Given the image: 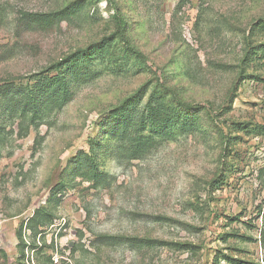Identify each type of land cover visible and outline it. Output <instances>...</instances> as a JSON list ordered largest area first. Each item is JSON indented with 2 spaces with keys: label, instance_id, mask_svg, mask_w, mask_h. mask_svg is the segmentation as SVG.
Returning a JSON list of instances; mask_svg holds the SVG:
<instances>
[{
  "label": "rangeland",
  "instance_id": "rangeland-1",
  "mask_svg": "<svg viewBox=\"0 0 264 264\" xmlns=\"http://www.w3.org/2000/svg\"><path fill=\"white\" fill-rule=\"evenodd\" d=\"M0 264H264V0H0Z\"/></svg>",
  "mask_w": 264,
  "mask_h": 264
},
{
  "label": "built area",
  "instance_id": "built-area-1",
  "mask_svg": "<svg viewBox=\"0 0 264 264\" xmlns=\"http://www.w3.org/2000/svg\"><path fill=\"white\" fill-rule=\"evenodd\" d=\"M1 243H2V240H1V231H0V247H1Z\"/></svg>",
  "mask_w": 264,
  "mask_h": 264
}]
</instances>
